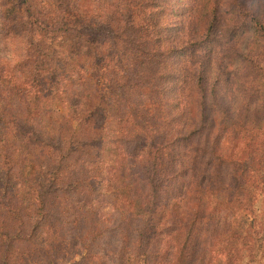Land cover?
Masks as SVG:
<instances>
[{"label": "trees", "instance_id": "trees-1", "mask_svg": "<svg viewBox=\"0 0 264 264\" xmlns=\"http://www.w3.org/2000/svg\"><path fill=\"white\" fill-rule=\"evenodd\" d=\"M163 4L0 0V264L263 257L252 195L264 202V147L236 140L263 143L252 95L264 80L241 86L240 101L215 81L252 76L264 24L235 0H209L203 35L172 42L157 35ZM223 5L240 18L227 31L235 47L208 53ZM239 212L251 214L241 232Z\"/></svg>", "mask_w": 264, "mask_h": 264}, {"label": "rangeland", "instance_id": "rangeland-1", "mask_svg": "<svg viewBox=\"0 0 264 264\" xmlns=\"http://www.w3.org/2000/svg\"><path fill=\"white\" fill-rule=\"evenodd\" d=\"M159 2H164L163 8L159 10V16L161 20H155L159 31L157 35L167 41L177 42L181 40H185L187 34H190V42L196 39V41L203 35L204 33V26L207 22L206 16H205V9H203L202 4L205 2H209V0H157ZM225 0H221V3H223ZM235 3H240L238 6L241 8V10H246L247 18H249L251 15L252 17L255 16L258 18L263 24H264V0H235ZM240 18L234 17L228 13L226 10V7L224 5L219 9V13L216 18V29H215V35H213V39L210 42H207L203 48H206L208 53H219L222 50L225 49H231L235 46L232 45V42L229 40L230 38L227 37V31L230 27L233 26L234 23L239 21ZM250 42V39H249ZM245 41L243 40L241 43L242 48L245 46ZM191 44V43H190ZM191 50V45H190ZM256 53H261L260 60H263L262 63H258L257 67L251 71H254L252 76L248 77L246 73L242 71H233L232 73L228 72V76H216L219 83V88L223 91L224 96L232 97L234 100L240 101L241 98H244L242 96V89L241 86H245L247 83H250V79L253 78V83L250 84H257L261 80H264V49L258 50L255 49L254 51ZM182 54V51L178 49L176 46L174 50L169 52V55L171 56H180ZM191 51H190V59H191ZM169 59V56L166 58L165 61ZM257 63V61L255 62ZM233 66H237L236 64H232ZM233 68V67H232ZM231 70V68H229ZM227 71V69H226ZM260 72H262L260 74ZM232 85V88H231ZM237 85V87H236ZM238 86H240L238 88ZM234 89V92H232V95H230V91ZM253 91V90H252ZM252 97L259 98V100L264 101V91L258 90L256 91ZM255 98V99H256ZM227 137V136H225ZM228 139V137H227ZM220 142H222V137L219 138ZM230 140V139H228ZM203 141V139H202ZM258 141V140H257ZM264 143V140H261ZM194 142H199L197 139H195ZM204 142V141H203ZM236 143H239L240 146L244 148V150H250L253 151V153L256 152V150L259 148L262 149L264 147L263 143H254V144H244V139L240 138L236 140ZM232 143L227 144V147L225 148L224 152L228 153L229 148ZM235 151V150H234ZM263 151L261 152V154ZM264 155V154H263ZM261 156V155H260ZM251 168H256V163L251 164ZM259 167L263 170L264 169V159L259 163ZM251 172L250 174H252ZM256 180V178H255ZM260 194L257 193V191H254L252 198L254 199L252 203V209L255 216H259L261 214L264 202L261 201ZM251 214H247L244 212H239L235 219H233V227L238 232H241V229L243 228V224L247 222ZM258 218V217H257ZM197 249V248H195ZM243 255H245V251L242 252ZM212 255V254H211ZM263 257L261 258H255L254 264H264V252L261 254ZM217 255H213L211 259L210 264H223V258L218 257ZM247 258V257H245ZM243 259L242 264H244L247 260ZM217 259V260H216ZM190 262V261H189ZM252 264V263H251Z\"/></svg>", "mask_w": 264, "mask_h": 264}]
</instances>
